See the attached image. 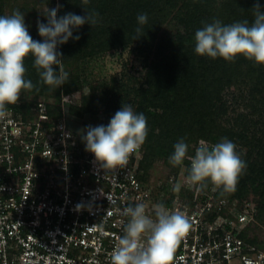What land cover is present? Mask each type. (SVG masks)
<instances>
[{"label": "trees", "instance_id": "obj_1", "mask_svg": "<svg viewBox=\"0 0 264 264\" xmlns=\"http://www.w3.org/2000/svg\"><path fill=\"white\" fill-rule=\"evenodd\" d=\"M55 2L0 0V15L19 10L31 37L42 42L38 27L29 28L30 10L38 4ZM256 3L264 11V0H89L87 6L82 0H61L58 18L67 13L86 16L83 8L86 7L99 13V22L94 27L85 23L73 29V37L80 38H70L67 43L58 45L57 51L62 53L64 69L69 74L68 81L59 88L43 84L33 67V57H27L26 79L39 90L34 88L21 94L20 100L31 96L33 105L23 106L19 100L16 105L8 106L9 111L16 118L21 115L26 122L33 117L31 109L38 108V99L47 98L51 101L47 104L49 122L46 126L53 128L64 119L61 104L64 97L81 93L78 103L64 104L70 116L83 120L88 126L90 120H99L101 116L110 121L123 104H130L134 111L144 113L148 121V136L142 146L144 155L138 165L139 178L144 181L149 180L158 163H163L175 175L181 172L187 175L184 168L189 166L188 160L184 168L173 167L168 162L179 139L184 138L189 145L188 154L194 155L200 140L214 144L228 138L236 144L247 168L235 192L221 196L217 191L215 197L227 200L226 217H233L232 209L243 211L246 204L253 208L254 220L241 237L263 246L264 238L250 237L249 233L256 224L264 226V66L255 65L242 56L228 62L199 56L194 51L195 32L205 23H211L214 18L225 24L244 19L251 21V9ZM142 13H147L148 21L140 26L137 16ZM41 22L46 24L47 17ZM137 27H142V32L134 40ZM127 51L140 61L146 71L143 76L124 70L120 76L104 79L96 85L89 83L88 74L95 60L112 52ZM31 126L33 131L36 125ZM75 138L76 155H83L87 152L85 143L81 135ZM211 190L210 185L205 192ZM174 198L170 195L160 202L172 206ZM205 198L202 195L200 202ZM184 202L195 205L191 200Z\"/></svg>", "mask_w": 264, "mask_h": 264}, {"label": "built area", "instance_id": "obj_2", "mask_svg": "<svg viewBox=\"0 0 264 264\" xmlns=\"http://www.w3.org/2000/svg\"><path fill=\"white\" fill-rule=\"evenodd\" d=\"M10 114L0 119V264H109L126 221L121 210L144 202L151 212L154 204L153 190L139 178L142 147L127 166L102 170L92 153L76 155L64 123L55 135L42 133L40 123L26 133ZM41 120H48L45 111ZM216 193H202V202L197 195L194 206H166L191 223L174 264H264V245L241 237L253 208L226 217L228 202Z\"/></svg>", "mask_w": 264, "mask_h": 264}, {"label": "clouds", "instance_id": "obj_3", "mask_svg": "<svg viewBox=\"0 0 264 264\" xmlns=\"http://www.w3.org/2000/svg\"><path fill=\"white\" fill-rule=\"evenodd\" d=\"M82 4L87 6L89 0H82ZM83 8L86 16L67 13L59 18V6L46 8L43 14L47 23L37 21L42 42L31 37L19 10L0 15V119L8 115V106L16 105L23 92L36 88L26 79L25 59L30 55L43 84L59 88L68 81L69 74L64 69L62 53L57 51L58 45L67 43L70 38H80L73 37V29L85 23L94 27L99 22L96 10ZM251 12V21L244 19L225 24L214 18L211 23H205L195 32V53L228 62L242 56L255 65L264 66V11L256 3ZM147 21V13L137 16L138 25L143 26ZM135 32L134 40L141 36L142 27H137ZM148 131L145 114L134 111L130 104H123L107 126H88L81 130V138L85 150L94 155L100 169L116 170L127 166L130 156L146 142ZM188 149L184 138L179 139L168 162L173 167L184 168L185 160L189 161V166L184 168L185 183L189 187L203 192L211 185L221 196L236 191L247 164L234 142L228 138L214 144L200 140L194 155H189ZM181 187L177 182L172 191L179 192ZM121 215L126 221L110 253L109 264H174L177 248L191 227L184 212L170 210L162 202L153 204L149 212L148 205L139 202L124 207Z\"/></svg>", "mask_w": 264, "mask_h": 264}, {"label": "rangeland", "instance_id": "obj_4", "mask_svg": "<svg viewBox=\"0 0 264 264\" xmlns=\"http://www.w3.org/2000/svg\"><path fill=\"white\" fill-rule=\"evenodd\" d=\"M33 6V5H31ZM59 6L61 7V0H56L54 4H38L37 6H34L30 10V14L32 15L31 20H29L28 25L29 28L37 26V21H40L45 17L43 14L46 10L56 8ZM28 21V20H27ZM126 68V69H125ZM126 70L128 74L130 73H136L137 76H143L145 74V70L142 69L141 63L139 60H137L134 55L131 52H112L107 54L104 57H101L97 60H95L92 63V68L90 70V73L88 74V80L89 83H93V85H96L98 82H101L104 79H110L113 76H120L121 73ZM88 92V89L85 90ZM232 91V88L230 89ZM81 93H76L72 96H65L63 99V102L61 104L63 105V109L65 112L64 119L59 122L56 126L53 128H49L46 126V123L49 122V120H41V114L45 111L47 114V104L51 101L47 98L40 97L38 99V103L43 104V107L41 108L38 105V108L31 109L32 111V118L29 117V119L25 122L22 120V116H18V120L21 121L23 124V129L26 133H29L32 129L33 124L40 123V129L41 132L44 134H51L55 135V133L59 132L58 125L60 123H64L65 129L67 132L75 135H81V130L86 129L88 126L93 125L94 127L98 126L101 122L109 123V121L105 120L103 116L99 118V120L92 119L89 121L88 126H85L84 121L81 119L74 118L68 114V108L66 107V103H78L80 101ZM19 102V101H18ZM33 98L31 96H25L23 100H20V104L23 106H29L33 105ZM54 103L58 104L57 101H54ZM65 103V104H64ZM33 107V106H32ZM14 115V113L8 112V114ZM48 115V114H47ZM31 118V119H30ZM75 143L77 144L76 138L73 139ZM72 140V141H73ZM138 160H141V158L144 155V148L142 147V150L139 152ZM149 180L146 181V183L149 186L150 189H152L153 193V202L161 203V198H169L170 195L175 196L173 203L181 202L185 203L186 200H191L193 202V199L197 195H200L203 192H199L196 190L195 187H189L185 183V175L183 172H181L178 175H175L171 172L169 168H167L163 163H158L155 168L151 171L149 175ZM181 183L182 187L179 192H173L172 186L175 183ZM164 188H166V192L164 191ZM213 192L209 193L210 195ZM158 197V200H156ZM237 203V202H236ZM259 224H256V227H252L249 233L250 237H254L255 235H258L261 238H264V226H257Z\"/></svg>", "mask_w": 264, "mask_h": 264}]
</instances>
